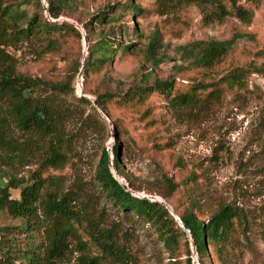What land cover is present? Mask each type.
I'll list each match as a JSON object with an SVG mask.
<instances>
[{
  "label": "rangeland",
  "instance_id": "1",
  "mask_svg": "<svg viewBox=\"0 0 264 264\" xmlns=\"http://www.w3.org/2000/svg\"><path fill=\"white\" fill-rule=\"evenodd\" d=\"M39 1L46 9L47 1ZM133 1L140 9L135 14L122 7L126 0H74L56 21L74 24L80 38L61 37L56 51H47L27 39L10 44L0 36V58L14 62L17 70L26 75L53 81L70 80L75 97L85 94L95 99V92L106 89L121 94L141 83L151 85L155 79H171L177 91L199 84L197 100L185 107L171 108L167 98L155 92L142 102L134 100L125 106H118L113 98L108 103L110 116L101 115L106 126L92 120L87 123L71 119L67 123L72 141L63 166L42 169L34 157L0 163V170L13 178L14 183L32 182L35 175L41 174L42 178L50 177L58 182L61 190L78 187L79 201L87 197L97 200L92 215L101 227L114 229L117 241L125 249L124 261L113 262L85 232L79 231L84 244L71 238L70 250L57 264H88L81 257H96L97 264H171L175 259L176 263L184 264L182 241L180 256L173 258L152 227L125 216L104 198L97 197L94 174L102 149H111L115 144L120 147L125 171L137 181L156 184L166 174L181 183L194 174V183L186 187L202 196L205 203L212 201L214 205L217 200H223L246 209L250 218L249 243L243 242L245 246L237 250L243 252L237 264H264V72L252 70L264 67V0L246 4L253 9L249 21L234 16L211 21L195 4ZM16 7L27 15L40 14L36 0H17ZM104 9L111 12H107L109 16L99 23L100 27H126L123 40L132 45L128 52L118 50L110 66L85 73L88 40L85 42L87 31L83 25ZM43 16H48L46 10ZM110 17H114L113 21L108 22ZM132 26L139 30L137 36L131 34ZM98 32L94 30V34ZM154 33L159 39L150 53L146 47ZM96 35L92 36L93 40ZM231 39L235 40L231 48L211 67L196 66L191 64V58L184 57L185 45ZM233 71L241 72V86L227 78ZM83 111L84 115L88 113ZM5 131L7 138L21 139L12 125ZM6 150L5 147L0 150L1 158ZM6 182V178L0 179L1 184ZM45 185L49 186L48 180ZM186 187L179 186L168 202L164 200L170 209L185 204ZM9 190L13 198H20L19 188ZM134 194L157 197L143 191ZM35 220V241L43 248L48 241L46 228L50 220L39 205ZM18 223L0 210V227ZM187 238L190 240L188 234ZM190 249L192 264H197L198 256L192 252L191 240Z\"/></svg>",
  "mask_w": 264,
  "mask_h": 264
},
{
  "label": "trees",
  "instance_id": "2",
  "mask_svg": "<svg viewBox=\"0 0 264 264\" xmlns=\"http://www.w3.org/2000/svg\"><path fill=\"white\" fill-rule=\"evenodd\" d=\"M36 1L40 14L36 12L27 15L17 9V0H0V36L10 44L27 39L47 51H56L60 46L61 37H81L74 24L56 21L64 14L65 8L72 6L74 0H46V9L39 0ZM126 1L127 4L122 7H126L131 14L140 11L133 0ZM168 1L176 4H195L211 21H222L227 16L249 21L253 9L246 4H257L260 0ZM44 10L48 13L47 17L43 16ZM107 12L111 11H99L83 25L88 40L85 73L101 70L105 65L110 66L118 50L128 52L132 45L123 40L127 34L126 27H100L99 23L109 16ZM113 18L110 17L108 22L113 21ZM95 29L99 31L97 35L94 34ZM138 31L132 26L131 34L137 36ZM93 35H96L94 40ZM158 39L157 33L151 36L146 47L147 52H152ZM234 41H200L194 45H185L182 50L185 52V58H191V64L211 67L227 53ZM152 55L154 56L153 53ZM252 70L264 72V67H254ZM227 78L238 86H241L243 81L239 71L229 72ZM198 89L199 84H196L184 91H177L174 90L171 79H155L151 85L141 83L121 94L106 89L104 92H95L94 96L97 106L109 117L108 103L113 98H116L118 106H125L134 100L142 102L155 92L167 98L171 108H181L197 100ZM74 94L70 80L53 81L26 75L17 70L14 62L1 57L0 150L4 147L7 150L3 158L0 157V163L35 157L42 169L61 167L68 160L71 148L72 136L67 132V123L71 119L87 123L92 120L106 126V120L101 117L92 101L83 95L75 97ZM83 110L88 113L84 115ZM11 125L20 133L19 141L16 137L7 138L5 130ZM111 153L110 155L108 149L103 148L100 155L94 174L97 197L104 198L125 216L130 215L152 227L173 258L180 256L178 251L182 241L183 253L186 256L184 264H192L190 240L168 208L156 199L134 193L143 191L168 202L179 186L186 187L194 183V174H189L181 183L175 182L166 174H162L160 182L156 184L137 181L125 171L118 144L112 146ZM113 170L124 178L126 185L116 178ZM1 178H6L7 182L0 183V210H4L19 223L0 227V264H57L70 250L71 238L81 245L84 244L79 231L85 232L104 256L113 262L124 261L125 249L117 241L114 229L101 227L99 220L92 215L97 201L95 198L87 197L79 201L78 187L61 190L58 182L50 177L42 178L41 174L35 175L32 182L22 180L14 183L13 178L0 170ZM47 180L49 186L45 185ZM12 187L20 189L19 199L11 196L9 189ZM186 190L185 204L172 207L182 225L189 229L198 264H237L243 256V252L237 250L245 246L244 243H249L248 211L223 200H217L214 205L211 204L214 203L212 201L205 203L202 196L193 194L189 187H186ZM39 198L41 199L38 200ZM38 205L50 220L46 228L48 241L43 248L35 241L34 235ZM81 259L84 263L97 264L96 257ZM176 260L171 264L182 263H176Z\"/></svg>",
  "mask_w": 264,
  "mask_h": 264
},
{
  "label": "water",
  "instance_id": "3",
  "mask_svg": "<svg viewBox=\"0 0 264 264\" xmlns=\"http://www.w3.org/2000/svg\"><path fill=\"white\" fill-rule=\"evenodd\" d=\"M85 42H87V38L85 37ZM84 64V63H83ZM83 66V65H82ZM84 97H86V98H88V99H90L91 101H92V103H93V105L96 107V109L98 110V112L101 114V115H103L105 118H107V116L103 113V111L97 106V104H96V102H95V99H92V98H90L89 96H87V95H83ZM108 151H109V153H111V149H108ZM114 171V173H115V175H118L117 173H116V171L115 170H113ZM119 177H121L123 180H124V178L122 177V176H120V175H118ZM122 183V182H121ZM123 185H126L125 183H122ZM155 199L157 200V201H159L160 203H162V204H164L165 205V207H167L168 208V210L170 211V213L174 216V218L178 221V223L181 225V227L183 228V230L189 235V237H190V240H191V247H192V252H194L195 254H196V249H195V245H194V242H193V240H192V237H191V235H190V232H189V229L186 227V226H183L182 225V223H181V220L179 219V217L175 214V212H174V210L173 209H170L169 208V204L167 203V202H165L163 199H157V197H155ZM196 263L198 264V262H197V260H196Z\"/></svg>",
  "mask_w": 264,
  "mask_h": 264
},
{
  "label": "bare ground",
  "instance_id": "4",
  "mask_svg": "<svg viewBox=\"0 0 264 264\" xmlns=\"http://www.w3.org/2000/svg\"><path fill=\"white\" fill-rule=\"evenodd\" d=\"M170 208V207H169Z\"/></svg>",
  "mask_w": 264,
  "mask_h": 264
}]
</instances>
